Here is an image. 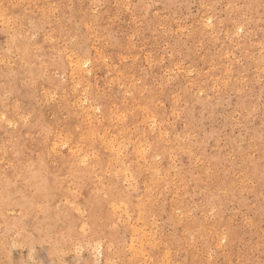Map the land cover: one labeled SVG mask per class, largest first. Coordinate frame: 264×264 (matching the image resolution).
<instances>
[{
  "label": "rangeland",
  "instance_id": "obj_1",
  "mask_svg": "<svg viewBox=\"0 0 264 264\" xmlns=\"http://www.w3.org/2000/svg\"><path fill=\"white\" fill-rule=\"evenodd\" d=\"M0 264H264V0H0Z\"/></svg>",
  "mask_w": 264,
  "mask_h": 264
},
{
  "label": "bare ground",
  "instance_id": "obj_2",
  "mask_svg": "<svg viewBox=\"0 0 264 264\" xmlns=\"http://www.w3.org/2000/svg\"><path fill=\"white\" fill-rule=\"evenodd\" d=\"M89 5V4H88ZM162 25V24H161ZM93 27V26H92ZM91 29V28H90ZM93 33V32H92ZM99 34V33H98ZM94 37V36H93ZM193 41V40H192ZM191 41V42H192ZM199 48V47H198ZM150 52V51H149ZM146 53V52H145ZM70 58V57H69ZM99 60V59H98ZM170 60V59H169ZM211 61V60H210ZM112 66V65H111ZM94 67V66H93ZM196 67V66H195ZM92 68V67H91ZM115 68V67H114ZM129 68V67H128ZM80 69H82V67L80 68ZM122 71V70H121ZM136 71V70H135ZM204 72V71H203ZM118 74V73H117ZM132 74V73H131ZM33 75V74H32ZM211 76V75H210ZM131 79V78H130ZM81 81V80H80ZM70 82V81H69ZM77 82H79V81H77ZM39 85V84H38ZM69 86V85H68ZM110 86V85H109ZM92 89V88H91ZM125 91V90H124ZM180 91V90H179ZM94 93V92H93ZM107 94V93H106ZM144 94V93H143ZM183 95V94H182ZM144 96V95H143ZM179 96V95H178ZM68 97V96H67ZM148 97V96H147ZM139 98V97H138ZM150 98V97H149ZM69 100V99H68ZM97 100V99H96ZM172 100V99H171ZM67 101V100H66ZM125 103V102H124ZM92 105V104H91ZM116 105V104H115ZM123 105V104H122ZM81 113V112H80ZM131 113V112H130ZM127 117V116H126ZM125 117V118H126ZM156 117V116H155ZM124 118V117H123ZM112 119V118H111ZM134 121V120H133ZM95 123V122H94ZM86 125V124H85ZM141 125V124H140ZM103 126V125H102ZM134 128V127H133ZM171 129V128H170ZM148 130V129H147ZM87 132V131H86ZM144 132V131H143ZM167 132V131H166ZM152 133V132H151ZM189 133V132H188ZM99 134V133H98ZM132 134V133H131ZM42 135H43V133H42ZM84 135V134H83ZM86 135V134H85ZM141 135V134H140ZM81 138V137H80ZM137 138V137H136ZM112 140H113V138H112ZM74 143V142H73ZM156 143V142H155ZM133 145V144H132ZM167 145V144H166ZM184 145V144H183ZM134 147V146H133ZM140 148V147H139ZM179 148V147H178ZM45 149V148H44ZM183 149V148H182ZM74 150V149H73ZM187 152V151H186ZM46 153V152H45ZM71 153V152H70ZM89 153V152H88ZM172 153H173V151H172ZM89 156V155H88ZM62 157V156H61ZM60 157V158H61ZM126 157V156H125ZM87 158V157H86ZM104 161V160H103ZM137 161V160H136ZM64 162V161H63ZM133 163V162H132ZM63 164V163H62ZM97 164V163H96ZM15 165V164H14ZM68 165V164H67ZM76 166V165H75ZM125 166V165H124ZM73 168V167H72ZM85 169V168H84ZM165 169V168H164ZM65 170V169H64ZM143 171V170H142ZM67 172V171H66ZM71 172V171H70ZM109 176V175H108ZM128 180V179H127ZM66 181V180H65ZM113 183V182H112ZM225 183V182H224ZM78 185V184H77ZM109 185V184H108ZM145 185V184H144ZM60 190V189H59ZM149 191V190H148ZM73 193V192H72ZM153 193V192H152ZM92 194V193H91ZM97 195V194H96ZM151 195V194H150ZM54 197V196H53ZM139 200H140V198H139ZM145 200V199H144ZM157 212V211H156ZM95 213V212H94ZM174 215V214H173ZM130 221V220H129ZM97 225V224H96ZM88 226V225H87ZM98 227H99V225H98ZM95 229V228H94ZM92 235V234H91ZM71 238V237H70ZM101 239V238H100ZM161 242V241H160ZM73 244V243H72Z\"/></svg>",
  "mask_w": 264,
  "mask_h": 264
}]
</instances>
